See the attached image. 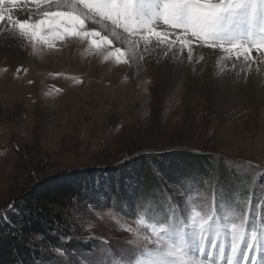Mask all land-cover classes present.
Masks as SVG:
<instances>
[{"label":"rangeland","instance_id":"374dc122","mask_svg":"<svg viewBox=\"0 0 264 264\" xmlns=\"http://www.w3.org/2000/svg\"><path fill=\"white\" fill-rule=\"evenodd\" d=\"M31 52L28 48L23 57L0 59V214L36 184L82 171L95 179L106 171L113 178L120 173L117 187L125 194L136 189L128 171L148 165V155L179 149L212 154L228 171L245 173V181L262 191L258 211L264 215V99L242 103L222 85L208 89L202 79L191 88L185 77L178 83L175 76L151 79L137 65L117 66L93 56L87 45ZM232 186L224 190L232 197L230 209L217 211L244 205L236 191L244 192L246 186ZM197 187L188 188V196L185 187L163 189L167 195L175 192L174 205L182 197L185 209L215 205L208 193L202 203L194 202L208 189ZM162 205L151 217L145 208L133 216L122 206L84 207L74 220L84 248L66 255L63 264H126L130 246L120 225L139 215L173 216L176 208Z\"/></svg>","mask_w":264,"mask_h":264},{"label":"snow or ice","instance_id":"6c2138e0","mask_svg":"<svg viewBox=\"0 0 264 264\" xmlns=\"http://www.w3.org/2000/svg\"><path fill=\"white\" fill-rule=\"evenodd\" d=\"M75 44L117 66L147 63L154 53L191 63L201 50L243 57L245 67L264 65V55L259 61L251 55L264 54V0H0V47L40 55ZM120 228L130 246L126 264H264V224L255 205L185 209L181 197L173 216L139 215Z\"/></svg>","mask_w":264,"mask_h":264},{"label":"trees","instance_id":"16d2710c","mask_svg":"<svg viewBox=\"0 0 264 264\" xmlns=\"http://www.w3.org/2000/svg\"><path fill=\"white\" fill-rule=\"evenodd\" d=\"M146 158L151 160L148 165L143 162V166L137 167L135 172L128 171L126 176L130 172L133 174L136 189L125 194L117 187V180L122 177H119L120 173L113 178L112 173L107 171L100 173L96 179L86 171L63 175L26 190L0 214V264H63L66 255L84 248L79 228L74 226L76 216L84 211V207L101 209L112 206L117 209L122 206L133 216L145 208V215L151 217L164 206L162 204H171L176 208L175 192L170 191L168 198L164 190L172 185L185 187L183 194L186 196L188 188L192 190L204 185L208 189L205 188L194 202L202 203L208 193L210 198H215L216 208L228 209L231 202L225 200L224 190L233 187V184H244V192L236 191L244 204L240 208L249 205H255L257 209L263 207L259 186L245 181V173L225 169L221 166L223 161L212 154L175 149L166 155L151 154ZM153 190L159 191L155 194ZM164 195L167 198L162 197ZM158 197L162 198L156 206ZM237 211L239 209L236 208L234 212ZM259 213V218H264L262 212ZM37 233H43V236L38 237ZM69 236L70 242L60 239Z\"/></svg>","mask_w":264,"mask_h":264},{"label":"bare ground","instance_id":"6f19581e","mask_svg":"<svg viewBox=\"0 0 264 264\" xmlns=\"http://www.w3.org/2000/svg\"><path fill=\"white\" fill-rule=\"evenodd\" d=\"M78 48L77 45V50ZM24 54L25 50H22L19 47H0L1 60L23 57ZM84 54L87 55L88 53ZM200 55L210 57L205 59L203 63H199L198 60ZM251 55L254 60L259 61L261 55L264 54L253 51ZM222 57H225V54H216L208 50H201L199 53L194 54L193 62L188 63L180 57L170 59L162 54L154 53L153 56L147 60V63L144 61L139 62L136 69L142 67L141 69L144 71L145 76L151 79L153 76L157 79L163 78L164 80L170 79L171 76H175L176 78H174V81L178 83L185 77L187 83H191L189 86L190 88L192 86H199L197 83H199L200 79L206 82L208 89H216L222 85L223 91H229L233 94V97H236L239 101L246 104L249 101L251 102V100L256 101L258 98L264 99V75H260L256 71L257 69H264V65L252 63L250 61L249 67L252 71H249V67L243 65V57H241L240 60L235 59V54L230 56L232 57V60L228 58L224 59ZM4 66L7 65L4 64ZM132 73H134V71ZM16 82L18 81L16 80ZM219 89L221 88L219 87Z\"/></svg>","mask_w":264,"mask_h":264}]
</instances>
